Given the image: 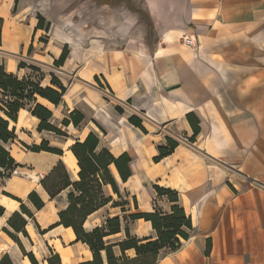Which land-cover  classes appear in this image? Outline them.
Returning <instances> with one entry per match:
<instances>
[{
	"label": "crops",
	"instance_id": "0c3cea01",
	"mask_svg": "<svg viewBox=\"0 0 264 264\" xmlns=\"http://www.w3.org/2000/svg\"><path fill=\"white\" fill-rule=\"evenodd\" d=\"M140 3V8H133L129 0L132 10L128 17L111 15L114 7L107 4L96 6L89 0L85 5L94 37H103V50L88 43L83 52L63 36L61 45L50 42L43 49L53 64L62 46L70 45L59 67L86 60L90 76H97L102 88L112 89L113 102L123 112L110 116L95 107L93 121L104 130L98 128L105 137L102 143L99 136V148L105 147L115 156L126 152L131 158V176L120 186L136 197L135 211L153 210L152 184L179 192V203L191 218L192 230L176 250H161L155 264H264V189L256 185L264 184V0ZM58 4L57 0H0V60L4 58L8 72L28 75V67H18V63L29 64L30 44L35 50L42 48L38 38L49 20L53 21ZM42 5H49L45 8L52 11L51 18L41 13ZM140 26L145 28L142 34L135 30ZM184 35L193 39L195 47L184 46ZM117 37L119 49L113 47ZM9 53L19 57L7 60L4 54ZM50 79L51 75H44L41 85H49ZM65 96L64 104L56 107H64ZM188 113L197 118L199 128L193 142L188 140L193 133ZM130 116L141 120L146 133L128 121ZM166 136L176 139L178 145L154 162L156 147L165 144ZM13 142L4 146L21 166L0 182V206L4 209L0 214V260L7 255L12 264H31L4 229L19 238L38 264H47L48 255L37 243L34 246L39 251L34 252V237L40 238L48 252L50 248L59 254L60 264L91 259L89 249L76 241L70 227L54 225L59 209L65 207L66 190L50 199L39 183L59 159L64 162V152H34ZM67 154L69 158V150ZM32 190L44 201L39 210L27 200ZM11 196L32 211L39 226L23 215L29 248L22 233L7 223L20 211L21 202ZM156 203L163 211L169 210L165 200ZM133 221L138 228L131 232H141L134 233L138 237L154 236L149 221Z\"/></svg>",
	"mask_w": 264,
	"mask_h": 264
},
{
	"label": "trees",
	"instance_id": "16d2710c",
	"mask_svg": "<svg viewBox=\"0 0 264 264\" xmlns=\"http://www.w3.org/2000/svg\"><path fill=\"white\" fill-rule=\"evenodd\" d=\"M99 4H108L116 6L121 1H125L128 8L132 10L129 0H93ZM16 4V2H15ZM39 21H43L40 14H37ZM2 19L0 18V26ZM43 24L39 23V27ZM49 23L44 27L48 30ZM32 51L30 44L27 53ZM69 49L67 44L62 47L61 53L53 64L57 67L63 65ZM27 66L33 71H39V68L24 62H19L18 67ZM43 76H33L31 74L18 77L13 72L5 69L3 60H0V182L9 178L14 170L21 166L11 156L4 144L13 142L17 135L15 126L10 123H16L18 113L21 109H26L32 117L37 119V131H48L56 136H67V132L62 129L68 126L79 128L84 120V115L77 109L69 111L59 124L53 122L52 110L39 99L47 101L55 107L64 104V95L67 92L66 86L54 74H51L50 84L42 86ZM99 81L97 76L93 78ZM115 110L122 113L123 109L116 105ZM187 119L192 128V135L188 140L193 142L194 137L199 132L197 118L191 113L187 114ZM128 121L146 133L141 124V120L135 116H130ZM94 124L104 133V130L95 122ZM164 145L156 147L158 154L152 158L158 162L163 157L169 155L178 145V141L172 137L166 136ZM27 150L38 152L48 151L57 155H62L63 150L59 147L51 146L47 140H42L40 144L26 145L22 143ZM99 135L95 131H89L82 139H75L68 150L76 159L78 170L75 177L68 172L64 162L59 159L56 164L39 181L40 185L46 191L50 199L56 198L63 190H66V204L64 208L59 209L57 215L59 220L54 225H63L70 227L73 231L76 241L85 244L91 253V259L82 261L78 264H125L137 262L140 259L154 257L151 262L146 264H155L157 255L161 250L174 251L180 247L182 240L189 237L192 230V222L189 215L185 213L180 205V195L175 189L152 184L155 191L152 211H135L138 208L136 197L130 195L120 184L127 181L131 176L129 162L130 156L123 152L117 156L113 155L109 149L99 148ZM118 179H117V177ZM20 203V211H15L8 219V225L15 231L21 232L23 236L28 237L25 230L26 215L34 220L32 211L25 206L22 201L16 197ZM165 200L169 204V210L163 211L156 203V200ZM27 200L36 210L44 206V201L34 191H30ZM108 207L117 209V213L111 214L106 210L105 216L101 222L91 228H86L84 223L88 216L96 211ZM4 209L0 206V214ZM149 221L154 231V236L138 237L131 232L126 221L136 219ZM35 226L39 228L35 222ZM53 225V226H54ZM50 226L49 228L53 227ZM4 231L18 244L22 253L27 256L31 264H38L31 251L24 250L19 238L12 232ZM45 231V230H44ZM40 233H42L40 231ZM121 234L120 237L113 238ZM49 248V247H48ZM132 252L133 255H130ZM47 264H60V256L49 248V255L45 258ZM0 264H12L7 255L3 256Z\"/></svg>",
	"mask_w": 264,
	"mask_h": 264
},
{
	"label": "rangeland",
	"instance_id": "374dc122",
	"mask_svg": "<svg viewBox=\"0 0 264 264\" xmlns=\"http://www.w3.org/2000/svg\"><path fill=\"white\" fill-rule=\"evenodd\" d=\"M36 0H30L31 3ZM94 2L93 0H91ZM59 3L56 8L55 15L53 16V21L49 20V27L48 30H45L44 32L40 33V37L38 40L42 43V48L39 50H35V48H32V51L30 55L27 54L26 59H28L29 62L28 65L32 64L39 68V71H33L29 67L27 68V71H29L28 74H31L33 76H38L39 74H42V76L46 75L49 76L51 74L56 75L58 78H60L64 84L66 85L67 92L65 96V105L64 107H55L48 103H46L44 100L39 99L40 102L46 104L53 113V122L56 124H59V121L67 114V110H73L77 109L81 111L84 114V120L80 124L79 128H74L71 125L62 129H64L67 132V136H56L53 133H50L48 131H41L38 132L37 127V119H34L31 117L28 110L24 109V111H20L18 113V119L16 123H10V126H15V133L17 135L16 140L13 142L14 145L23 148L26 145H32V144H40V142L44 139L49 142L51 146L59 147L63 150V160L65 162V166L70 173L72 177H75L74 171L78 170L75 168V166H72L69 164V158L67 154V150L69 146L73 143V141L77 138L81 139L83 138L89 131H95L98 133V135L102 139V143H104L105 137L100 134V131L98 127L93 123V117H95V111L93 108H97L98 111H103L112 116L116 113L115 110V104L113 102V93L111 88H102L97 81H95L88 71V66L85 61H77L74 64L69 62L67 63L63 68L54 66L50 60H49V52L43 48H46L48 43H56L58 45H61L62 39L60 36L70 38L72 42L75 43L76 47H78L80 50L85 51V49L88 47V43L95 44L96 47L104 49L103 45V37L95 38V33L92 31V22L89 21V9L87 10L85 5L89 4V0H57ZM94 5H99V3H96ZM108 5V4H107ZM131 5L133 8H140L141 3L140 0H131ZM49 5H42L40 8L48 7ZM51 6V5H50ZM112 9L113 13L111 15L115 16L114 13H116L120 17H128L129 15V8L125 1H121L118 5L113 6ZM91 8V7H90ZM93 8V6H92ZM41 13H45L48 10L42 11L40 9ZM105 14V13H104ZM109 13H106V15ZM102 16V14H101ZM48 17V16H47ZM52 15L48 18H51ZM48 20V19H47ZM123 21L125 19H122ZM97 28L98 23H96ZM136 33L142 34L141 29L144 31L145 28L143 26L136 27ZM116 30V27L114 28ZM118 30V28H117ZM116 30V31H117ZM98 31V29H97ZM114 43L113 47H117L118 49L121 47L120 45V38ZM55 39L59 41H54ZM96 39V40H95ZM115 41V40H114ZM107 44V43H106ZM65 45V44H64ZM63 45V46H64ZM62 46V47H63ZM70 51V45H67ZM107 46H110V43L107 44ZM49 45L48 49L49 50ZM84 48V49H83ZM5 59L9 60L10 58L19 57V54H4ZM34 56V57H31ZM33 58V59H32ZM4 60V58H2ZM26 70V69H25ZM103 79V78H102ZM160 206H166L165 203L159 202ZM106 210H109L111 214L117 213V209H110L108 207L102 208L92 215H90L86 222L85 227L91 228L92 226L99 224L102 220V218L105 216ZM127 226H129L130 229L135 230L137 229V221H126ZM136 234H140L141 232H133ZM151 233V232H147ZM121 234H118L114 236L113 238L120 237ZM22 238L26 242L27 248L31 247L29 245V242L25 238V236H22ZM35 243L31 242L32 248L35 252L37 249L34 245L37 243L40 245L43 250L47 252V255H49L48 250L43 245L39 237H34ZM25 250V247H23ZM38 250V249H37ZM26 251V250H25ZM39 251V250H38ZM37 258H41V254H36ZM154 259V257H148L146 259H140L137 262H129L125 264H146L148 262H151Z\"/></svg>",
	"mask_w": 264,
	"mask_h": 264
},
{
	"label": "built area",
	"instance_id": "2783aa9c",
	"mask_svg": "<svg viewBox=\"0 0 264 264\" xmlns=\"http://www.w3.org/2000/svg\"><path fill=\"white\" fill-rule=\"evenodd\" d=\"M182 43L184 44V46L186 47H195L194 41L191 37L189 36H183L182 38ZM180 140H182L181 138H178ZM187 143L189 142L188 140H185ZM256 185L262 189H264V184H260V183H256Z\"/></svg>",
	"mask_w": 264,
	"mask_h": 264
},
{
	"label": "bare ground",
	"instance_id": "6f19581e",
	"mask_svg": "<svg viewBox=\"0 0 264 264\" xmlns=\"http://www.w3.org/2000/svg\"><path fill=\"white\" fill-rule=\"evenodd\" d=\"M51 7H52V6H51ZM52 8H53V7H52ZM54 8H55V7H54ZM41 10L44 11V10H46V8H45V7H44V8L42 7ZM54 11H56V10H54ZM51 12H52V11H51ZM51 12H47V11H46L45 13L47 14L48 17H50V16H51V14H50ZM53 13H54V12H53ZM21 111H24V109H21ZM24 112H25V111H24ZM69 164L72 165V166H75V168H77V165H76V159H75V157L73 156V154H72L70 151H69ZM35 178H36V177H35Z\"/></svg>",
	"mask_w": 264,
	"mask_h": 264
}]
</instances>
